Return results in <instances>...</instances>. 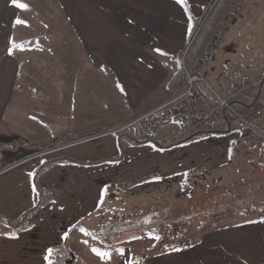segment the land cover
<instances>
[{
	"label": "crops",
	"instance_id": "0c3cea01",
	"mask_svg": "<svg viewBox=\"0 0 264 264\" xmlns=\"http://www.w3.org/2000/svg\"><path fill=\"white\" fill-rule=\"evenodd\" d=\"M207 1L183 0L181 3L178 0H113L109 37L113 38L118 49L121 47L125 50L120 53L110 52L111 49L104 45L98 53L106 51L105 56H89V63L84 62L91 65L89 71L80 73L82 77L79 78L88 81L89 87L61 89L60 100L55 104L60 105L59 123L53 121L51 113L48 114V111H52L50 106L45 110L43 125L31 132L32 136L27 135L29 138H23V144H40L43 147L38 148L43 151H33V154L30 151L0 165V216L16 220L37 202L40 204L28 216L29 223L23 231L19 229L13 235L0 234V264H47L48 250L63 242L73 252V246L76 245L74 253L77 259V255L81 254L93 264H130L132 253L125 246L118 260L115 259V253L111 257L101 258L100 250L93 247V242L86 240L89 239L86 230L90 224L83 227L79 223L99 210L105 195L109 197L106 202L113 209L118 207L110 198L112 195L108 190L111 185H107L121 180L134 161L141 162L135 166L138 170L143 164L149 168L147 164L151 158L141 155L142 152L160 158L162 169H171L173 174L184 167V164L175 166L173 160L179 163L188 160L189 164L199 159V162H204L203 170L206 171L213 166L207 160L215 153L223 159L222 163L214 164L215 167L227 166L230 161H234L225 171L228 176L223 177L225 182L233 179V174L241 175L238 172L242 164L239 161L243 160L241 154L250 150L256 156L261 155L248 148L253 146L255 140L259 142L255 145H264L261 140L254 139L255 136L263 138L261 131L236 122L235 127L230 126L231 131L227 134L205 136V141L188 140L184 142L186 144L171 149L156 151L147 144H136L126 148L118 164H98L117 156L119 147L115 134L104 135L100 130L92 135H89L90 131L82 133L84 127L109 129L113 127L110 126L112 124L115 126L125 122L160 104L172 93L174 88L169 81L178 71L177 65L181 56L183 59L192 26L202 16ZM186 62L190 60L186 58ZM211 62L204 75L215 83L218 92L228 91L237 84L223 85L211 68ZM198 87L204 91L201 84ZM100 95L108 97L110 103L100 107ZM90 96L96 101L91 100ZM259 96L260 88L255 101L258 102ZM2 108L3 105L0 110L3 114ZM8 124L7 120L0 118L3 135L7 133L4 128L7 129ZM20 135L26 136L24 131ZM59 135L65 139L57 138ZM47 146L49 149L45 150ZM142 147L145 150L140 151ZM174 149L177 153L172 151ZM51 158L99 162L95 165L54 162L44 167L34 179L42 163ZM250 167H254L253 162ZM144 185L135 184L136 188L141 187L135 191L149 190L148 187H142ZM260 217L231 227L223 226L222 230L209 231L202 237L200 244L174 255L167 253V257H157L154 259L155 264H264V217ZM95 220L96 217H93L91 222ZM0 229L6 232L11 230L2 222ZM93 232L89 233L90 239H100V232L97 237ZM102 244L109 246V243ZM122 254L124 257H121ZM145 264L151 263L146 261Z\"/></svg>",
	"mask_w": 264,
	"mask_h": 264
},
{
	"label": "rangeland",
	"instance_id": "374dc122",
	"mask_svg": "<svg viewBox=\"0 0 264 264\" xmlns=\"http://www.w3.org/2000/svg\"><path fill=\"white\" fill-rule=\"evenodd\" d=\"M218 1L208 0L206 2L202 16L192 26L187 41L188 45H191L194 37L200 32L204 19L208 17V9L210 11L213 2L217 4ZM233 2L238 3L241 8L236 18L229 20L228 10ZM208 3L210 4L209 8L206 6ZM113 8V0H0V110L1 105H3L2 110L4 111L3 114L0 112V118L10 123L7 129L4 128L7 132L6 135H3L2 127H0V165L5 161L4 164L19 158L30 151H32L31 154L34 153L33 151H43L38 148L43 147L39 146L40 144L37 146L23 144L25 142L23 138H29L27 135L32 136L30 133L43 125L46 117L45 110L50 106L52 111H48V114L51 113L53 121L59 123L60 105L55 104L60 100L61 89L89 87L88 81L79 79L82 77L80 73L89 71L91 66L87 64L89 63V56H105L106 51L101 54L98 53L104 45L111 49L110 52L120 53L125 50L121 47L118 49L113 38L110 39L109 37ZM218 11L223 12L225 29L223 43L213 59L218 56L213 62L210 61L211 68L223 85L235 84L247 78H255L261 82L258 102H254L262 108V112L255 118L254 123L264 131V0H240V2L239 0H223ZM217 17L218 15L216 19ZM188 45L184 50L187 49L188 51ZM201 47L202 45L191 57L190 62L198 58ZM181 59L177 65L178 71L180 68L183 70ZM205 79L208 83H212V87L217 90L215 83L206 76ZM180 84L177 86L179 87ZM177 86L173 87L174 89L169 96L176 91ZM106 89L107 86H105ZM112 89L114 90V88ZM203 90L206 95H209L204 88ZM169 96H166L161 102ZM84 98L88 99V97ZM90 99L96 101L93 96H90ZM98 103L100 107H104L110 103V100L108 97L100 95ZM196 109L197 111L201 110L200 104H197ZM134 117L115 126L112 124L110 126L113 127L109 129L84 127L82 133L90 131L91 134L89 135H92L100 130L104 135L111 134L109 133L110 130ZM15 123L16 127L13 128ZM222 124L224 121H221L218 127L224 126ZM34 125L38 127H32ZM230 126L235 127L234 122L230 123L229 132L232 128ZM162 129L165 128L162 127ZM23 131L26 136L20 135ZM194 131L202 130H190L180 134L179 141ZM180 132L181 129L171 127L167 128L166 135ZM123 133H130L139 137L138 133L130 130L117 134ZM260 133L263 134L262 137L264 138V133ZM117 134H115L116 139ZM254 134L258 133L254 132ZM210 135H221V133L199 134L190 139L189 142L197 141L196 139L205 141L206 139L203 138ZM2 136L5 137L2 138ZM57 138L65 139L64 136L60 135ZM263 138L254 137L264 144ZM124 142L122 153L119 150L115 157H120L118 161L103 160L98 164L120 163L126 148L136 145L129 141L124 140ZM142 142L138 145L147 144L156 151L178 146L172 145L168 148H161L153 141ZM158 142L161 143L162 141L159 140ZM162 143L165 144L166 142ZM174 143H170V145ZM256 143L259 142L255 140L252 143L253 146L248 148L261 155L256 156L254 152L250 150L245 152L246 150H244L245 153L240 155L243 160L239 161H242V164L238 168L241 175L233 174V179L228 182L223 181V177L228 178L225 171L234 164V161H230L227 166L215 167L214 164L218 165L223 162V159H220L219 155L215 153L208 158L207 161H210L213 166L207 168L206 171L203 170L205 169L204 162H199V159H195L189 164L188 160H181L180 163L173 160L175 166L184 164L179 172L173 174L171 169H162L160 158L154 154L142 152L141 155H148L151 158V161L147 160L150 161L147 164L149 168L143 164L144 166L138 170L135 166L141 162L134 161L128 167V173L121 180H116L115 183H108L109 185H107V187L111 185L108 191L112 195L110 198L118 206L116 207L117 210L108 205L106 200L109 197L107 195L104 198L102 196L104 200H102L99 210L91 213L90 218L79 223L83 227H88L90 224L86 230L89 239L86 240L93 242V247L100 250L99 256L101 258L111 257L112 253H115V259L118 260L119 254L125 246L132 253L130 264H145L146 261L155 264L154 259L157 257H167V253L174 255L200 244L202 237L209 231L222 230L223 226L231 227L242 221L264 215V145H255ZM48 146L45 147V150L49 149ZM143 150L145 149L142 147L140 151ZM172 151L177 153L175 149ZM203 159L206 160V158ZM251 162H253L254 167H250ZM243 164L244 167L241 168ZM166 177L168 179H165ZM178 179L188 180L182 181L181 188H179ZM171 182L173 185L169 186ZM135 184H146L142 187H148L149 190L136 192L135 190L141 187L136 188ZM23 215L18 218V221ZM188 215H195V217L188 220L180 219ZM93 217H96V220L91 222ZM117 218L130 219L134 224L143 219L147 221L149 228L145 230L143 228L139 233L136 231L138 236L135 237H131L134 232L124 231L118 237L110 238L109 242H104L99 238L90 239V231H95L93 233L97 237L99 232L103 230V226L112 222L109 219L116 220ZM152 218L153 220L158 219L162 223L169 221L175 234H173L172 229L163 232L160 229L158 233L153 234ZM27 223H29L28 217L26 224L20 227V231L26 228ZM139 225L137 223V228ZM100 229L102 230L100 231ZM188 232H190L189 236ZM102 243H109V246H104ZM74 244L76 243L74 242ZM65 245L67 246L66 243ZM73 249L75 252L76 245L73 246ZM77 256L78 259L76 257L75 264H93L81 254ZM121 257H124L123 254Z\"/></svg>",
	"mask_w": 264,
	"mask_h": 264
},
{
	"label": "built area",
	"instance_id": "2783aa9c",
	"mask_svg": "<svg viewBox=\"0 0 264 264\" xmlns=\"http://www.w3.org/2000/svg\"><path fill=\"white\" fill-rule=\"evenodd\" d=\"M239 10L240 5L233 2L228 10V19L234 20ZM224 29L223 12H219L202 44L198 58L187 63L185 58L187 49L185 50L182 59L183 78L176 91L157 106L110 130L109 133L117 134L130 130L138 133L142 139L160 140L164 143L177 142L180 139L179 135L187 131L213 129L222 113L230 122L248 125L264 132L254 123L255 118L262 112L261 107L252 102L237 109L233 104L241 101L249 91L258 87L257 79H242L223 93L214 89L212 83L205 79L204 72L223 43ZM198 84H202L209 95L200 90ZM197 104H200L199 111L196 109ZM162 127L179 128L181 132L166 135L167 130H163Z\"/></svg>",
	"mask_w": 264,
	"mask_h": 264
},
{
	"label": "trees",
	"instance_id": "16d2710c",
	"mask_svg": "<svg viewBox=\"0 0 264 264\" xmlns=\"http://www.w3.org/2000/svg\"><path fill=\"white\" fill-rule=\"evenodd\" d=\"M212 1V0H211ZM223 0H219L218 3L214 4L212 6L214 7H211L210 11L208 9V17H206L202 23V26H201V30L200 32H198V34L194 37V39L192 40V43L191 45L189 46V49L187 51V55H186V58L187 60L189 59H192L191 57L194 56V54L198 51V49L200 48V46L203 44L204 40L206 39L208 33H209V30L211 28V26L213 25L214 21L216 20V16L218 15L219 13V7L220 5L222 4ZM240 2V0H239ZM209 3L206 5L208 8H209ZM216 5V6H215ZM241 8V7H240ZM189 55V57H188ZM183 78V70L180 68L179 71H177V73L172 76V78L170 79V83L171 85L175 88V86H177L178 84L181 83V80ZM258 80V79H257ZM259 81V80H258ZM260 85H261V82L259 81V85L258 87L255 89V90H252V91H249L245 97L239 101V102H234V106L239 109V108H243L245 106H247L249 103H252L256 100V93L258 91V89L260 88ZM178 87V86H177ZM255 91V92H254ZM225 119V120H224ZM221 121H224V126L222 127H218L220 122ZM230 121L226 118V116L222 113L219 118H218V121H217V124L215 125V127H213V129H210V130H202V131H199V132H193L191 133L188 137H184L181 139V141L177 142V143H174V142H170V143H174V144H163L162 142H158L159 140H147V139H142L138 134L139 137L135 136V135H131L130 133H123V134H117V142L119 144V152L122 153L123 149H124V140L125 141H129L131 143H135V144H140V143H143L142 141L144 142H154L157 146L161 147V148H168L169 146H172V145H180L190 139H192L194 136L196 135H199V134H211V133H221V134H224V133H227L229 132V125H230ZM120 157L118 158H114V159H110L109 161L113 162V161H118ZM54 162H71V163H80V164H87V165H95L97 164L99 161L97 162H79V161H76V160H72V159H66V158H58V159H55V158H51V159H47L45 162L42 163L41 167L39 168V170H37V174L35 173V177L34 179H36L37 175L40 173V171L54 163ZM178 178V177H177ZM179 181H177V185H179V188H181V184H182V181L184 180H188V179H178ZM173 183H169V186H172ZM36 186V184H35ZM37 187V186H36ZM38 205H40L38 202L37 204L32 207L30 210L26 211L25 213H23L24 215L21 217V219L18 221V219L16 220H10L8 219L7 217H3V216H0V222H2L3 224L7 225L8 228H10L11 230L9 231H3L0 229V234H6V235H10V234H15L21 226H23L24 224H26V218L32 213V211L36 208H38ZM110 206V204H108ZM114 210H117V208L115 207ZM264 216V215H262ZM112 217V216H111ZM109 217V218H111ZM195 215L194 216H185V217H182L180 218L181 220H188V219H194ZM109 221H112V222H108L107 224H105L103 227V230L100 229V239L102 241H106V242H109L110 238L112 237H118L122 232H126V231H129V232H134L133 235L131 237H135V236H138L136 235V231H138V233L144 228L147 229L149 228L148 225H147V221L145 220H139V223L140 225L138 226L137 228V223H132L130 219H126V218H117L116 220H113V219H109ZM179 221V220H177ZM115 224V226H114ZM28 225V223H27ZM151 227H154L152 229V233L153 234H156L159 232V230L161 229L162 232L163 231H167V230H171L172 229V232L173 234H175V231L173 228H171V225L169 224V221H166L164 223L160 222V220L156 219V220H153L152 218V223H151ZM132 230V231H130ZM193 234H195V232H193ZM190 235V232H188V236ZM202 235V233H201ZM75 261H76V256H75V253L70 249L68 248L65 243L63 242L62 244L60 245H57L51 249L48 250V253H47V264H75Z\"/></svg>",
	"mask_w": 264,
	"mask_h": 264
},
{
	"label": "snow or ice",
	"instance_id": "6c2138e0",
	"mask_svg": "<svg viewBox=\"0 0 264 264\" xmlns=\"http://www.w3.org/2000/svg\"><path fill=\"white\" fill-rule=\"evenodd\" d=\"M178 2H183V0H178ZM20 7H26L25 5H19Z\"/></svg>",
	"mask_w": 264,
	"mask_h": 264
}]
</instances>
